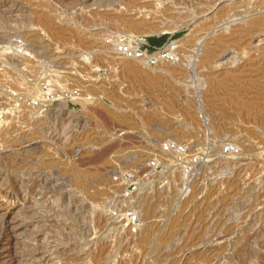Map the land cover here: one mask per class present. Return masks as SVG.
<instances>
[{
    "label": "rangeland",
    "instance_id": "obj_1",
    "mask_svg": "<svg viewBox=\"0 0 264 264\" xmlns=\"http://www.w3.org/2000/svg\"><path fill=\"white\" fill-rule=\"evenodd\" d=\"M165 3L0 0V226L11 229L1 253L11 251L21 264L37 247L49 248L53 264H154L160 237L182 233L185 244L203 233L209 239L213 225L225 224H212L211 214L238 218L244 190L263 188L264 24L256 29L254 21L264 17V0L223 3L216 11L194 5V25L183 6ZM257 5L261 12L243 14ZM164 37L160 48L187 42L174 61L150 66L123 59L116 48ZM168 143L198 158L192 174L162 153ZM152 159L159 170L149 167ZM16 164L49 172V205L33 195L24 205H8V192L27 194L12 182ZM127 211L139 216L136 226ZM250 223L239 221L246 230ZM149 226L146 240L141 230ZM187 251L179 264L207 256L201 247Z\"/></svg>",
    "mask_w": 264,
    "mask_h": 264
},
{
    "label": "bare ground",
    "instance_id": "obj_2",
    "mask_svg": "<svg viewBox=\"0 0 264 264\" xmlns=\"http://www.w3.org/2000/svg\"><path fill=\"white\" fill-rule=\"evenodd\" d=\"M87 1V0H86ZM175 1V2H174ZM174 1H170L167 2L165 0L166 3H168L167 5L169 7H171L170 5L171 4H174V3H178L179 5H181V7L183 6L184 7V14L183 15H188L189 17H191V25H194L197 20H198V13H196L195 11H192V7L194 5H203L202 9H205V11H216L217 7H219L220 5H222L223 3H231L229 7H233L235 5H237V3L240 2H247L249 4L251 3H254L255 1L257 0H174ZM174 2V3H173ZM165 3V4H166ZM164 4V3H163ZM170 4V5H169ZM167 6V7H168ZM176 6V5H175ZM168 7V8H169ZM187 7V8H186ZM249 8V7H248ZM264 9V8H263ZM255 10L261 12L262 11V8H260V6H252L250 10H247V11H244L243 14L245 15V13H249V12H254ZM235 17H239V15L235 14ZM239 21V20H238ZM189 22V23H190ZM244 21L243 20H240V23H243ZM254 24H259V26L256 27V29H260L264 24V17H262L261 19L260 18H256ZM236 28V27H234ZM233 28V29H234ZM178 28H176L175 30H177ZM232 29V30H233ZM130 38V37H129ZM136 38V37H134ZM256 39V38H255ZM258 39V38H257ZM256 39V40H257ZM134 40V39H133ZM138 39H136L137 41ZM139 44V43H138ZM175 45V49L176 50V53H179L180 50H182V48L186 47V40H183L181 41L180 43H172V45ZM29 49V48H28ZM33 50V49H32ZM31 51V50H30ZM35 51V50H34ZM118 54V53H117ZM32 55H35L37 56L35 53L32 54ZM124 57V56H123ZM123 59L125 60H128V61H132L133 59H130V58H126L124 57ZM136 60V59H134ZM162 60V59H160ZM145 63L148 61L145 60ZM162 62V61H161ZM146 63V65H147ZM34 109V110H33ZM31 109V111L34 113V117L37 115V113L35 112V109L36 108H33ZM39 120V119H38ZM36 120V121H38ZM42 120V119H41ZM35 121V122H36ZM44 121V120H43ZM46 121V120H45ZM40 122V121H39ZM37 123V122H36ZM43 123V122H42ZM41 124V123H40ZM45 124V123H44ZM49 124V123H48ZM47 124V125H48ZM43 128V126H42ZM48 128L47 126L45 127V129ZM43 132H44V128H43ZM47 132V131H46ZM49 132V131H48ZM47 134V133H46ZM45 134V135H46ZM44 135V136H45ZM46 139H49V135L47 134V138ZM37 148V147H35ZM30 149V148H29ZM35 150V149H34ZM14 168V167H13ZM15 169H16V173L18 172V174H16L15 176H13V184L15 183H22V189L24 188L27 192V194H25V192L23 194H20V193H17V192H8V199H7V202H8V205H12V204H22L24 205L26 203V201L30 198V196L33 195V197H37L38 196V199L40 198L39 196H45L46 198V202L48 203L49 205V172L47 173L46 171H30L28 172V170L26 171L25 169V164H16L15 166ZM6 172V175H7V171ZM15 174V173H13ZM5 175V174H4ZM3 175V176H4ZM5 175V176H6ZM0 176H2V173H0ZM8 176V175H7ZM11 177V176H10ZM9 177V178H10ZM11 179V178H10ZM9 179V180H10ZM53 180V178H52ZM8 181V180H7ZM6 182V181H5ZM11 182V183H12ZM56 182V181H55ZM64 182V181H63ZM10 183V184H11ZM59 183V182H58ZM12 184V185H13ZM53 184V183H52ZM259 184V183H258ZM20 185V184H18ZM60 185V184H59ZM8 186V185H7ZM16 186V184H15ZM51 186V185H50ZM10 187V186H8ZM13 186H11L12 188ZM215 187V186H214ZM260 187V186H259ZM14 188V187H13ZM6 189V188H5ZM8 189V188H7ZM21 189V188H20ZM214 189V188H213ZM219 189V188H218ZM247 189V188H246ZM260 189V188H259ZM16 190V189H13V191ZM261 191H257L255 187H249V190H244L245 192V196L242 195L243 197V200L241 201L243 203V210L241 209V213H239V217L238 218H235V216L231 213H227L226 211V215H210V218H209V221L212 222V224H215L217 223L219 226L222 225V223L224 224L223 225V229H213V227L216 225H213L212 228L210 230H208L209 232H212L213 234L210 236L209 235V239L208 237L206 239H208L206 242L204 240L203 237V234L200 235V237H195V239L193 238V240L189 243L188 241V244H185L183 241L186 240L185 238V235L180 233L181 229L179 230V233L180 234H176V232L172 233V232H168L169 234L167 235H164L162 237L159 238V240H157V242L155 243L154 245V248L156 250V252H153L156 254L154 255V258L152 257V259H154L155 263H159V264H179V263H182L185 259H187V249H193L194 247H201V249L204 251V255H207L206 258L204 260H202V264H264V186L262 188L261 186ZM215 191V190H214ZM214 193V192H213ZM67 195V194H66ZM214 196V195H213ZM44 198V199H45ZM65 198V197H63ZM70 198V197H69ZM31 199V198H30ZM37 199V200H38ZM43 199V198H42ZM36 200V199H35ZM66 200V199H65ZM235 200V198L233 199V201ZM232 201V200H231ZM232 201V202H233ZM31 202V201H30ZM39 202V201H38ZM81 202V201H80ZM236 202V201H235ZM43 203V202H41ZM238 203V201H237ZM234 204V202H233ZM240 204V203H239ZM6 205V204H5ZM9 205V206H10ZM231 205V204H230ZM229 205V206H230ZM3 206V205H1ZM43 206V205H41ZM86 205H84L85 207ZM228 206V205H227ZM225 206V207H227ZM239 206V205H238ZM45 207V206H43ZM49 207V206H48ZM259 210H256L257 208H259ZM82 208V207H81ZM229 208V207H228ZM239 208V207H238ZM45 209V208H44ZM48 209V208H47ZM88 209V208H87ZM215 209V208H213ZM43 210V209H42ZM72 210V209H71ZM75 210V209H74ZM148 210V209H147ZM256 210V211H255ZM77 211V210H76ZM83 211V210H82ZM149 211V210H148ZM38 212V210H37ZM42 212V211H41ZM81 212V211H80ZM90 212V211H89ZM235 212V211H234ZM44 213V211H43ZM49 212H47L48 214ZM213 213V212H212ZM46 214V215H47ZM83 214V213H82ZM91 214V213H90ZM210 214V213H209ZM224 214V213H223ZM45 215V216H46ZM92 215V214H91ZM90 215V216H91ZM40 216V214H39ZM44 216V214H43ZM78 217V215H77ZM231 217H234V219H231ZM43 218V217H42ZM45 218V217H44ZM87 218V217H86ZM82 219H85L84 217ZM91 219H92V216H91ZM95 219V218H94ZM252 220V223H250L249 226H252L250 230H246L245 228L246 227H243L241 228L240 225H239V221L243 220L244 223H249L251 222ZM90 220V219H89ZM208 220V219H207ZM234 221L233 224L231 223V226H227V223L229 221ZM248 220H250L248 222ZM3 221V220H2ZM27 221V220H26ZM86 221V220H85ZM93 221V220H91ZM90 221V223H91ZM208 221V222H209ZM238 222V223H237ZM2 223V222H1ZM94 223V221L92 222ZM236 223V224H235ZM257 223V224H255ZM87 224V223H86ZM89 224V222H88ZM9 223L7 222H4L1 226H0V246L2 244V241H3V238L4 236L9 233L11 231L10 227H9ZM184 225V224H183ZM197 225V224H196ZM201 226V225H200ZM183 227V226H182ZM197 227V226H196ZM209 227V226H208ZM218 227V226H216ZM142 229V228H141ZM197 230V229H196ZM206 230V229H205ZM140 231V230H139ZM183 231V230H182ZM181 231V232H182ZM204 231V230H203ZM207 231V230H206ZM207 231V232H208ZM153 232V227L149 226V227H145V229L141 230V234L142 235H145V239L146 240H151L152 239V233ZM185 232V231H183ZM199 232V231H198ZM11 233V232H10ZM167 233V232H166ZM187 233V232H186ZM202 233V232H201ZM165 234V233H164ZM91 235V233H90ZM130 235V234H129ZM136 236V235H135ZM135 236H128L130 238H128L129 240H131V242L133 243L134 241V244L137 243V239ZM187 236V235H186ZM207 236V235H206ZM70 237V236H69ZM127 237V236H126ZM189 237H193V235L189 236ZM36 238H38V236H36ZM72 238V237H71ZM32 239V238H31ZM89 240L92 241V239L89 238ZM94 240V239H93ZM100 240V239H99ZM98 240V241H99ZM189 240V238H188ZM35 241V240H33ZM84 241V240H82ZM81 241V242H82ZM87 241V240H86ZM90 241V242H91ZM98 241H96L98 243ZM127 241V240H125ZM183 243H182V242ZM190 241V240H189ZM46 242V241H45ZM50 242V241H49ZM70 242H73V241H70ZM75 242V241H74ZM73 242V243H74ZM89 242V241H88ZM93 242V241H92ZM95 242V241H94ZM95 242V243H96ZM104 242V241H103ZM30 243V242H29ZM54 243V242H53ZM50 242V244H53ZM85 243V242H84ZM102 243V241L100 242ZM105 243V242H104ZM127 243V242H126ZM130 243V242H129ZM128 243V246L130 245ZM131 243V245H132ZM78 244V243H77ZM87 244V243H86ZM89 244V243H88ZM121 244V243H120ZM34 245V243H33ZM32 245V246H33ZM35 245L36 242H35ZM54 245V244H53ZM80 245V244H79ZM106 245H108L106 243ZM123 245V244H122ZM151 245L150 241L147 243V246ZM39 246V245H37ZM49 246V245H48ZM57 246V244H56ZM72 246V245H71ZM70 246V247H71ZM84 246V244H83ZM86 246V245H85ZM88 246V245H87ZM90 246V245H89ZM88 246V247H89ZM105 246V244H104ZM121 246V245H120ZM120 246L118 247L120 249ZM127 246V245H126ZM125 246V247H126ZM127 246V247H128ZM47 247V246H46ZM50 247H53L52 245ZM55 247V246H54ZM74 247V246H73ZM77 247V246H76ZM94 247V246H93ZM92 247V248H93ZM98 247V246H97ZM99 247H101L99 245ZM103 247V246H102ZM107 247V246H106ZM109 247V246H108ZM107 247V248H108ZM123 247V246H122ZM124 247V248H125ZM126 247V248H127ZM36 248V247H35ZM75 248V247H74ZM85 248V247H83ZM105 249V247H103ZM152 248V247H151ZM43 249V248H42ZM47 249V250H46ZM44 250H39L38 247L36 249H33L32 252L27 255L25 257V262L27 264H53V261H54V257H53V254L50 253V250L49 248H46ZM71 248H67V250H69ZM90 249V248H89ZM94 249V248H93ZM103 249V250H104ZM118 249V250H119ZM52 250V249H51ZM58 250V249H57ZM56 250V251H57ZM61 250V249H59ZM58 250V251H59ZM64 250V249H63ZM66 250V251H67ZM76 250V249H75ZM78 250V249H77ZM86 250V249H85ZM95 250H96V246H95ZM94 250V251H95ZM102 250V249H101ZM102 250V251H103ZM106 250V249H105ZM126 250V249H124ZM128 250V249H127ZM148 249L146 248V250H143L144 252L147 251ZM71 251V250H69ZM87 251V250H86ZM119 251H122V248L119 250ZM142 251V253H143ZM151 251V250H150ZM53 252V251H52ZM65 252V251H64ZM83 252V251H82ZM106 252V251H105ZM104 252V253H105ZM109 252V251H107ZM152 252V251H151ZM220 252V253H219ZM54 253V252H53ZM68 256V253L65 252ZM65 253H63V255H66ZM74 253V251H72V254ZM77 253V252H76ZM84 253V252H83ZM99 252H90V254H95V255H98ZM115 253V251H114ZM126 253V252H125ZM146 253H149L150 252H146ZM217 253V254H216ZM57 254V253H56ZM89 254V251L87 253V255H90ZM100 254V253H99ZM145 254V253H144ZM215 254V255H214ZM5 255H8V257H12V254H11V251L9 253H1L0 252V264H5V259L7 258V256ZM62 256V251H61V254ZM70 255V254H69ZM81 255V254H80ZM86 255V254H85ZM86 255V256H87ZM101 255V254H100ZM99 255V256H100ZM214 255V256H213ZM25 256V255H23ZM102 256V255H101ZM100 256V257H101ZM145 256V255H143ZM148 256V255H147ZM150 256V255H149ZM156 256V257H155ZM64 257V256H62ZM66 257V256H65ZM73 257V256H72ZM75 257V255H74ZM76 257H79L78 255H76ZM98 257V256H97ZM139 257V256H137ZM61 258V257H59ZM69 258V257H68ZM71 258V257H70ZM84 258V257H83ZM99 258V257H98ZM141 259H143L144 257H140ZM73 259V258H71ZM136 259V258H135ZM139 259V258H138ZM16 258L15 257H12L10 258V261H11V264H21L20 261L17 262L15 261ZM62 260V259H61ZM64 260V259H63ZM67 260V259H66ZM75 260V259H73ZM72 260V261H73ZM77 260V259H76ZM132 260V259H131ZM134 260V259H133ZM145 260V258H144ZM58 261V260H57ZM68 261V260H67ZM71 261V260H70ZM143 262V260H141ZM24 262V263H25ZM126 262V261H125ZM129 262V261H128ZM132 262V261H131ZM149 262V261H148ZM199 262V264L201 263ZM61 263V262H59ZM58 263V264H59ZM130 263V262H129ZM141 263V262H140ZM154 263V264H155ZM66 264V263H65ZM69 264V263H67ZM120 264H125L124 262H120ZM150 264V263H149Z\"/></svg>",
    "mask_w": 264,
    "mask_h": 264
},
{
    "label": "built area",
    "instance_id": "obj_3",
    "mask_svg": "<svg viewBox=\"0 0 264 264\" xmlns=\"http://www.w3.org/2000/svg\"><path fill=\"white\" fill-rule=\"evenodd\" d=\"M145 46L148 47L149 45L146 44ZM145 46L135 47L129 42H120L116 48L121 56L137 60L146 59L150 66L156 65L160 59L174 61L178 57V53H176V50L172 48V44L169 45L167 49L155 48L152 51ZM188 150L189 149L184 145H180L178 143H168L164 145L162 153L166 156L171 155L178 157L179 162H183L184 164L183 169L188 175H190L199 163L197 162L198 158H196V156L188 154ZM149 167L155 171L159 170L161 168L159 160L152 159L149 162ZM125 217L130 226H136L139 223V216L134 212L127 211L125 213Z\"/></svg>",
    "mask_w": 264,
    "mask_h": 264
},
{
    "label": "trees",
    "instance_id": "obj_4",
    "mask_svg": "<svg viewBox=\"0 0 264 264\" xmlns=\"http://www.w3.org/2000/svg\"><path fill=\"white\" fill-rule=\"evenodd\" d=\"M167 37L161 38V39H155L151 38L148 40L149 46L146 48H149L151 51L154 50L155 48H160L161 46L164 45L166 42Z\"/></svg>",
    "mask_w": 264,
    "mask_h": 264
}]
</instances>
